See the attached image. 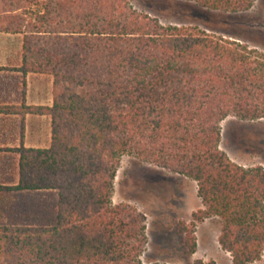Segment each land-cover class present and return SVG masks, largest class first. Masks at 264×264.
Returning <instances> with one entry per match:
<instances>
[{
    "label": "trees",
    "instance_id": "16d2710c",
    "mask_svg": "<svg viewBox=\"0 0 264 264\" xmlns=\"http://www.w3.org/2000/svg\"><path fill=\"white\" fill-rule=\"evenodd\" d=\"M185 1L227 13L254 2ZM0 32L22 35L24 74L53 79L52 105L23 106L51 117V144L11 149L10 189L58 192L47 222L0 224V264H143L145 216L112 202L123 155L196 181L204 209L193 220H221L233 264L260 259L264 168L233 162L220 141L225 119L264 118V50L162 24L131 0H0ZM179 232L193 254V230Z\"/></svg>",
    "mask_w": 264,
    "mask_h": 264
},
{
    "label": "rangeland",
    "instance_id": "374dc122",
    "mask_svg": "<svg viewBox=\"0 0 264 264\" xmlns=\"http://www.w3.org/2000/svg\"><path fill=\"white\" fill-rule=\"evenodd\" d=\"M133 7L157 18L162 24L196 25L208 32L238 35L250 47L264 50V0H254L244 12H218L185 0H131ZM220 148L244 167L264 168V118L240 120L229 117L222 122ZM58 192L26 190L18 198L14 216L0 224H35L51 219ZM113 204H127L145 216L147 244L141 255L143 264H233L231 254L218 241L222 228L217 216L195 221L192 213L204 209L197 194L196 181L177 173L123 155L114 178ZM192 229L196 250L187 254L179 224ZM249 264H264L260 259Z\"/></svg>",
    "mask_w": 264,
    "mask_h": 264
},
{
    "label": "crops",
    "instance_id": "0c3cea01",
    "mask_svg": "<svg viewBox=\"0 0 264 264\" xmlns=\"http://www.w3.org/2000/svg\"><path fill=\"white\" fill-rule=\"evenodd\" d=\"M22 35L0 32V221L14 216L15 197L26 190H12L19 181L18 152L22 146L48 148L51 144V117L23 113V106H50L53 79L50 75L20 70ZM19 212V211H16Z\"/></svg>",
    "mask_w": 264,
    "mask_h": 264
}]
</instances>
